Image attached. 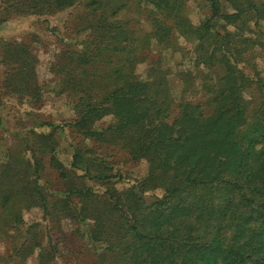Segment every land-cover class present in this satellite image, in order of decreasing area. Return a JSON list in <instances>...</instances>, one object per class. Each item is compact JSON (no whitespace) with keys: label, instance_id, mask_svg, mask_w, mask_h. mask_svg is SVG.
<instances>
[{"label":"trees","instance_id":"trees-1","mask_svg":"<svg viewBox=\"0 0 264 264\" xmlns=\"http://www.w3.org/2000/svg\"><path fill=\"white\" fill-rule=\"evenodd\" d=\"M186 1L137 0L150 16L141 35L118 16L126 0L81 3L75 30L88 33L54 65L60 92L75 97L76 119L66 126L77 141L112 146L127 160L144 161L146 170L115 173L106 155L80 144L64 166L54 153L55 131L32 129L21 151L7 149L0 159V243L7 246L0 264L34 254L36 264H264V77L256 63L264 54V0H227V8L206 0L208 15L197 24ZM79 3L0 0V24ZM174 33L191 43L192 59L172 72L149 55L153 43L177 50ZM4 45V87L37 96L36 57L24 43ZM171 74L180 81L179 97ZM105 116L113 121L95 127ZM38 153L49 154L67 185L64 196L44 192ZM76 170L103 189L71 181ZM35 209L40 221H26L23 213ZM63 221L77 225L67 234ZM72 235L80 247L68 244Z\"/></svg>","mask_w":264,"mask_h":264},{"label":"rangeland","instance_id":"rangeland-1","mask_svg":"<svg viewBox=\"0 0 264 264\" xmlns=\"http://www.w3.org/2000/svg\"><path fill=\"white\" fill-rule=\"evenodd\" d=\"M80 3L73 8H68L54 15L45 16H12L6 22L0 24V159L4 157V152L7 149L21 151L24 147V136L30 135V131L34 129L37 133L45 134L50 129L54 130L53 141L54 153L57 159L64 165L69 166L72 154V145L80 144L84 148L93 149L96 155H106V159L113 164V172H129L137 177L145 173L146 164L144 161L133 162L126 159V153L112 146H102L97 148L91 141H77V137L72 133L71 129L66 126L68 123L76 119V111L74 110L75 97H72L67 92H60L58 84L59 75L54 71V65L61 52L67 48L79 46L80 41L85 39L86 34L83 30L77 32L75 30L76 19L82 11V4L86 0H79ZM127 6L120 10L118 16L122 19H129L128 25L134 35H141L138 29L148 31L149 24L147 18L150 17L148 10L137 8V0H126ZM119 3V2H118ZM229 2L223 0V5L229 7ZM149 7V6H148ZM1 11V5H0ZM185 11L193 24L199 23L208 15V7L206 0H187ZM264 30V22L261 24ZM133 26V27H132ZM6 42H21L29 47V50L37 61L33 64V72L37 82L39 93L32 97V94L24 93L21 97L17 93L11 92L4 87L3 79L6 75L7 63L5 59ZM67 43V44H65ZM172 43L177 50L162 49V47L153 43L151 46L150 60L161 57L164 67H170L172 72L175 69H183L191 65L192 49L191 43L186 41L182 36L174 33ZM257 67L260 76L264 77V54L256 59ZM146 71V63L140 64L137 67V73L143 77ZM171 79L175 88V94L179 97L180 81L171 74ZM60 92V93H59ZM252 97L255 101H259V92L254 86ZM201 97V95H200ZM202 100V97H201ZM209 112V111H208ZM113 121V117L105 116L95 124V127L101 128ZM42 123H51L53 128H48ZM39 154V153H38ZM42 156L43 163L40 169V182L43 185V190L50 198L57 199L64 196L67 190V185L59 177L56 169L49 162V154H39ZM81 170H76L71 173V181L77 183H87L99 190L103 187L99 183L91 180H86ZM117 187H121L117 183ZM161 190H155L154 193L160 195ZM52 194V195H50ZM41 214L38 210L24 212L23 217L26 221L37 219L40 221ZM62 227L67 234L73 231L77 223L70 221L61 222ZM42 230L47 226L46 222L41 223ZM77 235H72L68 244L74 247H80L82 244L75 241ZM0 253H7V246L0 243ZM36 255L27 258L24 262L10 261L9 264H36ZM89 256L86 255L82 259L83 262L88 261Z\"/></svg>","mask_w":264,"mask_h":264}]
</instances>
